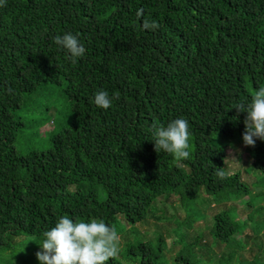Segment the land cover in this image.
<instances>
[{
	"label": "trees",
	"instance_id": "trees-1",
	"mask_svg": "<svg viewBox=\"0 0 264 264\" xmlns=\"http://www.w3.org/2000/svg\"><path fill=\"white\" fill-rule=\"evenodd\" d=\"M145 19L159 28H145ZM65 32L78 35L86 49L75 63L54 40ZM54 86L67 109L60 129L47 137L46 150L19 154L15 145L27 130L51 120L45 121V106L38 107L42 119L27 118L24 106ZM259 87L264 0H6L0 6V252L20 247L18 260L27 264V238L42 242L63 215L103 219L119 232V217L139 223L158 199L177 196L183 203L205 193L220 205L250 195L239 173L225 171L226 148L216 136L243 141L247 113L232 106L251 103V89ZM98 90L114 97L108 109L95 104ZM181 117L190 124V156L177 161L155 151L152 126ZM245 152L264 175V141ZM220 168L223 180L215 174ZM262 216L264 206L249 216L258 234ZM244 226L223 210L208 234L242 249L236 239ZM200 247L201 261L212 264L207 246ZM134 250L144 253L140 264H158L162 247L127 248ZM179 262L188 260L172 264ZM107 264L122 263L114 257ZM238 264H264V258Z\"/></svg>",
	"mask_w": 264,
	"mask_h": 264
},
{
	"label": "rangeland",
	"instance_id": "rangeland-1",
	"mask_svg": "<svg viewBox=\"0 0 264 264\" xmlns=\"http://www.w3.org/2000/svg\"><path fill=\"white\" fill-rule=\"evenodd\" d=\"M251 91L255 92L253 89ZM62 101L64 100L60 97L57 86L45 88L30 97L24 106L26 117L45 118L38 108L43 105L44 110L49 109L45 121L50 118L51 120L41 128L34 126L27 130L26 135L15 145L19 154L26 155L32 149L38 151L47 149V137H51L53 130L60 129L63 117L65 113L67 114V109L65 110L61 105ZM216 139L219 145L226 148L225 171L228 174L239 173L251 194L220 205L215 204L212 196L205 193L183 203L177 196H171L168 200L158 199L150 206L145 220L139 223L130 225L119 217L117 228L120 235V251L115 256L117 261L122 264H140L144 253L141 250H134L135 257L133 252L127 251V248L138 247L140 243H148L153 248H157L158 245L162 247L156 260L158 264H172L176 258L187 259L188 263L185 264H208L206 261H201V258L206 257L203 256L204 251L200 245L207 246L205 249L208 250L212 264H217L218 261L226 258L229 259L227 264L249 262L257 257L264 258V228L258 234L249 220L255 207L264 206V175L252 166V160L245 152L247 146L241 139L238 137L225 139L219 136H216ZM223 210H227L241 225L245 224L236 239L242 243V249L227 248L223 243L215 242L208 234L209 227L212 226V217ZM258 216L257 214L255 220ZM262 218L264 220V216ZM161 238L163 243H159ZM27 241L31 243L32 250L24 251L23 255L29 259L27 264H30L31 254L40 250V245L39 243L34 245L36 241L33 238H27ZM17 250L11 253L0 252V264H22L18 256H21L23 250L20 247ZM33 264H40V261L35 260Z\"/></svg>",
	"mask_w": 264,
	"mask_h": 264
},
{
	"label": "clouds",
	"instance_id": "clouds-1",
	"mask_svg": "<svg viewBox=\"0 0 264 264\" xmlns=\"http://www.w3.org/2000/svg\"><path fill=\"white\" fill-rule=\"evenodd\" d=\"M6 0H0L4 6ZM144 27L155 30L159 24L145 19ZM55 43L66 49L69 59L75 63L85 55V46L78 35L65 32L54 37ZM9 88V92H11ZM113 96L106 90H98L94 95L97 107L108 109L113 103ZM118 99V96H115ZM237 113L246 112L245 131L242 134L245 146L255 147L257 139L264 141V87H259L251 97V103L234 104ZM154 149L157 153L165 151L177 161L190 156V124L183 117L170 121L167 126L153 124ZM216 176L226 178L222 168L217 169ZM44 239L39 243L40 250L35 255L40 264H107L120 251V235L114 225L103 219L77 221L68 215L58 218L54 227L43 233Z\"/></svg>",
	"mask_w": 264,
	"mask_h": 264
}]
</instances>
